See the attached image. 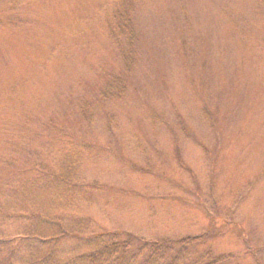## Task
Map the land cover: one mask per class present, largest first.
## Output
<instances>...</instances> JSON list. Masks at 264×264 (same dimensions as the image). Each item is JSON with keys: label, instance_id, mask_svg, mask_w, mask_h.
Returning <instances> with one entry per match:
<instances>
[{"label": "rangeland", "instance_id": "rangeland-1", "mask_svg": "<svg viewBox=\"0 0 264 264\" xmlns=\"http://www.w3.org/2000/svg\"><path fill=\"white\" fill-rule=\"evenodd\" d=\"M35 213L65 259L209 233L264 264V0H0V241L38 257Z\"/></svg>", "mask_w": 264, "mask_h": 264}, {"label": "trees", "instance_id": "trees-1", "mask_svg": "<svg viewBox=\"0 0 264 264\" xmlns=\"http://www.w3.org/2000/svg\"><path fill=\"white\" fill-rule=\"evenodd\" d=\"M113 21L114 24L110 27L112 38L114 35L124 37L131 45L134 39L133 30L124 15L117 14ZM128 51H131L129 55ZM121 53L124 58L128 56L130 60L134 54L130 47L123 48ZM34 219L38 224L46 222L47 226L55 225L50 229V233L42 231L38 236L33 234V231L32 235L20 239L21 245L30 244L32 252L39 253L38 257L29 256L27 252L23 254L20 248L13 246L11 240L0 241V264H229L233 260L229 255L217 256L209 249V233L176 240H146L129 232L118 231H104L81 239L85 240L92 250L65 259L59 254L58 244L63 237L69 236V232L55 219H47L36 213Z\"/></svg>", "mask_w": 264, "mask_h": 264}]
</instances>
